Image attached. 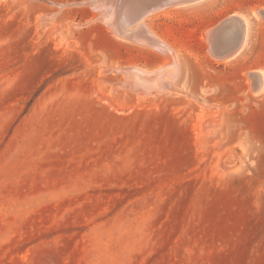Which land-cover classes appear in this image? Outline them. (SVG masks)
I'll return each mask as SVG.
<instances>
[{
  "label": "rangeland",
  "instance_id": "obj_1",
  "mask_svg": "<svg viewBox=\"0 0 264 264\" xmlns=\"http://www.w3.org/2000/svg\"><path fill=\"white\" fill-rule=\"evenodd\" d=\"M102 1L0 0V264H264V0L150 13L179 75L142 98L120 69L168 56ZM236 12L250 44L218 62Z\"/></svg>",
  "mask_w": 264,
  "mask_h": 264
},
{
  "label": "bare ground",
  "instance_id": "obj_2",
  "mask_svg": "<svg viewBox=\"0 0 264 264\" xmlns=\"http://www.w3.org/2000/svg\"><path fill=\"white\" fill-rule=\"evenodd\" d=\"M148 1L149 0H103L101 3L91 4L94 6L96 10L100 12L101 15H103L104 20L103 19L102 20L104 22L106 21L108 25H111L113 27L115 26L116 33L120 34L121 36L122 35L126 36V38L130 37L131 39L136 40L137 42H139L145 47L148 46V47H152L153 49L160 50L162 53H165L164 55L167 54L168 56V59L166 60L167 63L164 65V67H162V69H159V70H150V69H147L148 67L141 68L138 65H135V67H132V68L122 67L120 69L122 70V72L123 71L126 72V74L124 73V77H126V79H124V84L122 83L123 86L124 85H126V87L130 86L133 89V91L137 92V95L139 94L141 96L140 98H142L143 96L149 97V95H154L158 92L160 93V91L162 92L165 89L172 90L175 87L174 82H176V78L179 75L178 68L173 60L174 58L172 57L173 55H171L174 50H172L170 43L163 37L158 36L156 32L152 30L146 24L147 19H149L150 17L149 16L150 13L153 12L156 17L164 13L168 15L169 13H172L173 11H175L176 7L180 5L183 6L184 4L194 3L197 0H170V1H165L164 3H161V4H159L160 3L159 1L158 2L159 5L156 2L155 5L150 6L144 11V6L148 3ZM85 2L87 1H83V3ZM98 11L96 12L98 13ZM254 13L257 17L259 16L262 17L261 15H259L258 12H254ZM234 15H239L240 21H237V23L234 24V26H231L230 29L227 32H225L223 35H221L220 37H222L221 38L222 39L221 41H223L221 43L222 45L225 44V46L227 45L230 48H235L236 51L233 55L221 58L215 55L213 51L211 50L214 56L212 58L218 62H226V61H230L238 57L250 44L252 33H253L252 23L250 22L249 18L243 13L236 12ZM93 18L95 19V17ZM206 32L208 33L207 35H209L208 38L210 40L211 48H212V43H213L212 36H213L214 31L207 30ZM167 64L169 66L171 65V68L167 67ZM165 67H167V70H165ZM164 75H169V78L163 80L162 77ZM250 76H251L250 84L252 88L255 91L263 90L264 89V72L258 71V74H254V75L252 74ZM177 89L179 88L177 87ZM180 92H183V91H180ZM223 154L224 153H222L221 156ZM221 159L222 158H220V160ZM227 161L225 159V162Z\"/></svg>",
  "mask_w": 264,
  "mask_h": 264
},
{
  "label": "water",
  "instance_id": "obj_3",
  "mask_svg": "<svg viewBox=\"0 0 264 264\" xmlns=\"http://www.w3.org/2000/svg\"><path fill=\"white\" fill-rule=\"evenodd\" d=\"M159 1H160L159 4H161V3H164L165 1H170V0H154V1L153 0H149L148 3L144 6V11L147 8H149L150 6L155 5L156 2L158 4ZM260 12L264 14V10H261ZM237 21H240V16L239 15H233V16L229 17L228 19H226L224 21V23L232 24V23H237ZM221 38L222 37H215L213 39V43H212V51H213V53L215 55H217L218 57H221V58L233 55L235 53L236 49L235 48H230L227 45L225 46V44L222 45L221 43L223 41H221L222 40Z\"/></svg>",
  "mask_w": 264,
  "mask_h": 264
}]
</instances>
